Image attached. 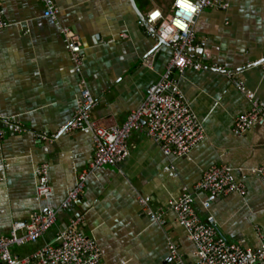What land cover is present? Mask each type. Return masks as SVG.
I'll use <instances>...</instances> for the list:
<instances>
[{
    "label": "crops",
    "instance_id": "0c3cea01",
    "mask_svg": "<svg viewBox=\"0 0 264 264\" xmlns=\"http://www.w3.org/2000/svg\"><path fill=\"white\" fill-rule=\"evenodd\" d=\"M54 1L58 22L44 17L39 0L2 1L10 26L0 31V115L18 119L30 132L15 134L4 126L0 237L16 221L58 209L94 156L90 131L45 143L34 137L37 132L56 133L78 107L79 75L62 29L70 28L81 41L84 76L98 102L92 120L100 127L122 125L142 105L173 55L170 45L147 31L131 0ZM134 1L145 18L155 9L171 14L175 2ZM214 1L229 7L203 10L197 19L198 43L189 54L202 68L176 76L205 127L206 139L186 157L166 156L144 123L129 140L128 159L93 173L74 208L61 212L56 226L37 244L15 247L14 253L25 257L54 243L73 217L83 215V232L97 239L103 264H166L172 244L187 263H194L195 247L174 214L161 226L141 214L139 197H151L154 208H166L184 190L194 193L205 171L216 165L230 167L246 185L247 195L213 198L195 193L199 216H214L229 242L250 249L264 244V184L257 174L264 157V125L244 135L234 132L235 119L248 112L250 102L231 78L238 75L246 91L264 103V0ZM154 55L151 67L146 66L144 61ZM43 164L49 167L53 189L46 200L37 194L36 169Z\"/></svg>",
    "mask_w": 264,
    "mask_h": 264
},
{
    "label": "built area",
    "instance_id": "2783aa9c",
    "mask_svg": "<svg viewBox=\"0 0 264 264\" xmlns=\"http://www.w3.org/2000/svg\"><path fill=\"white\" fill-rule=\"evenodd\" d=\"M2 1L0 0V31L10 26ZM39 1L44 9V17L58 22L60 10L55 1ZM180 3L190 6V10L181 8ZM228 7V4H216L214 0H175L171 14L164 15L158 9L148 13V26L155 29L159 38L173 48V55L159 81L147 89L142 105L132 111L122 125L109 128L100 127L92 120V113L98 102L84 76L85 56L81 41L70 28L62 29L79 75L78 107L73 118L56 133L50 135L37 132L34 137L37 141L45 143L53 142L62 135L90 131L94 156L88 168L79 173L75 188L69 192L58 209H43L33 213L29 220L16 221L10 233L0 237V264H103L97 239L83 232L82 227L86 223L83 215L73 217L54 243L45 244L25 257H20L13 249L37 244L44 238L58 223L60 213L73 209L84 196L90 177L98 169L116 167L125 162L130 156L129 140L135 131L143 129L144 123L148 127V136L166 156L186 157L206 139L205 127L194 112L190 100L180 89L176 76L182 77L188 69L202 68L189 54L198 43L195 25L200 13L214 8L226 10ZM147 31L156 38L149 28ZM154 57L155 55L151 60L144 61V64L151 67ZM260 66L264 69V62ZM231 78L250 102L248 112L234 121V132L244 135L258 124L264 125V103L246 91L245 83L237 80L238 75ZM4 126H9L15 134L30 132L18 119L3 118L0 115V153L6 138ZM257 174L264 184V157ZM36 175L39 199H49L53 194L49 167L40 165L36 169ZM193 189L194 193L188 189L184 190L180 197L170 200L166 208H154L151 197H139L142 215L148 216L161 226H166L168 214L173 213L176 223L185 229L195 247L197 259L194 263H187L178 246L172 244L166 264H264V244L258 249H250L229 242L222 234L216 218L209 216L203 220L195 208V193L204 192L213 198L231 194L247 195L246 185L236 180L232 169L226 165L209 168Z\"/></svg>",
    "mask_w": 264,
    "mask_h": 264
},
{
    "label": "water",
    "instance_id": "95a60500",
    "mask_svg": "<svg viewBox=\"0 0 264 264\" xmlns=\"http://www.w3.org/2000/svg\"><path fill=\"white\" fill-rule=\"evenodd\" d=\"M131 2H132V4H133L134 9L136 10V12H137V14H138L140 20H141V23L144 25V27H145V28H149L150 31H151L153 34H155L156 38H157L159 41H161L162 44H166V45H168L167 43H165L164 41H162V40L159 38V36H158V34H157V32H156L155 29H151V28L148 26L145 16L142 15V14L140 13V11L138 10V8H137V6H136V4H135V1H134V0H131Z\"/></svg>",
    "mask_w": 264,
    "mask_h": 264
},
{
    "label": "clouds",
    "instance_id": "9594fccd",
    "mask_svg": "<svg viewBox=\"0 0 264 264\" xmlns=\"http://www.w3.org/2000/svg\"><path fill=\"white\" fill-rule=\"evenodd\" d=\"M179 6H180L181 8H184L186 11H187V10H190V6H188V5L184 4V3H180Z\"/></svg>",
    "mask_w": 264,
    "mask_h": 264
}]
</instances>
